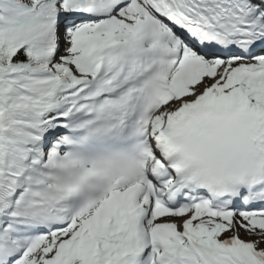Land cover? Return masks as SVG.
Segmentation results:
<instances>
[{"label":"snow or ice","instance_id":"obj_1","mask_svg":"<svg viewBox=\"0 0 264 264\" xmlns=\"http://www.w3.org/2000/svg\"><path fill=\"white\" fill-rule=\"evenodd\" d=\"M0 264H264V0H0Z\"/></svg>","mask_w":264,"mask_h":264}]
</instances>
